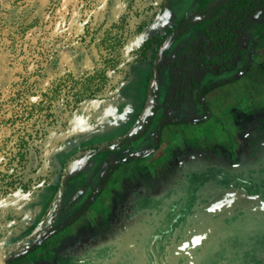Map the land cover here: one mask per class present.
<instances>
[{
  "label": "rangeland",
  "instance_id": "rangeland-1",
  "mask_svg": "<svg viewBox=\"0 0 264 264\" xmlns=\"http://www.w3.org/2000/svg\"><path fill=\"white\" fill-rule=\"evenodd\" d=\"M24 1L35 0H0V100L2 96L10 100L5 105L0 104V168L12 174L7 178L14 181L9 189L15 193L25 191L22 198L0 196V253H6L9 261L17 264H29L40 252L50 251L55 243L51 237L56 228L74 216L89 198L112 192L129 193L131 187L141 182L134 178L136 173L146 175L154 183L168 167L172 171L176 164L173 161L180 159L169 152L168 134L181 132L178 131L181 127H168L170 131L166 130L163 135V126L158 127L160 119L176 117L167 110L173 106L172 102L183 99L194 102L197 91L209 81L230 78L227 72L225 74L229 69L214 72L201 55L206 53L208 57L220 51L213 48L214 44L202 32L199 23L207 17L214 23L218 19L223 22L226 10L216 15L212 11L222 0H200L198 7L190 9L188 6L172 9L171 0H36L39 8L52 1L64 8L80 3L87 5L73 27V37L70 33L63 37L69 49L63 48L64 44L53 54L55 75L68 79L71 85L70 75L76 78L88 68L103 65L101 37L116 34L123 46L117 51L119 59L113 62L107 86L124 82L120 90L108 98H86L82 94H68L66 90L55 92L51 79L33 84L35 74H31L30 68L36 63H25L18 40L13 38L15 27L11 18L7 19L10 9ZM250 7V12H255L245 16L243 34L238 37L240 49L244 46L247 53L254 48L252 37L259 31L264 32V0H255ZM73 9L77 11L76 6ZM232 15L233 19L238 17L235 13ZM83 34L84 39L79 40L78 36ZM152 36L162 40L147 48L142 61L123 62L137 57L129 55L130 48ZM32 84L34 86L27 90ZM42 91H48V96L42 95ZM180 113L196 120L199 109L188 105ZM186 129L182 133H185L187 145L193 148L195 132L192 134L190 128ZM129 133L134 137L139 133L149 135L134 148L128 144L121 146L120 141ZM153 143H165L162 146L168 147H158L149 161L146 152ZM225 154L226 157L219 156L217 163L228 161L249 180L244 184L238 182L244 188L235 185L236 188L223 189L214 195L205 210L199 209L195 215L187 217L185 221L190 224L185 225L184 235H177V225L164 236L162 245L165 239L169 240L164 247L156 242L158 244L151 248L142 242L151 235L160 238L161 225L166 223L164 217L152 220L121 215L120 224L119 210L114 208L115 216L106 218L120 224L123 231L113 224L110 236L113 235V239L122 236L132 246L114 249L112 258L102 259L101 264H193L201 250L195 246L196 236L205 235L216 223L223 225V216L232 207L234 215L227 218L233 223L223 228V234L219 231L207 233L213 234L218 251L208 253L202 262L210 264L218 259L217 256L232 253L233 258L251 264L248 261L252 259V249L256 251V246L264 241V138L251 134L237 136ZM143 155L147 158L135 164ZM120 156L128 160L114 170ZM173 170H176L174 177L182 178L178 169ZM104 174L108 177L101 181ZM154 191L159 193L161 189ZM72 205L76 206L66 216V210ZM104 210L112 213L106 205ZM259 251L256 257L264 255L263 248ZM60 257L65 260V256ZM42 261L55 264L43 258Z\"/></svg>",
  "mask_w": 264,
  "mask_h": 264
},
{
  "label": "crops",
  "instance_id": "crops-1",
  "mask_svg": "<svg viewBox=\"0 0 264 264\" xmlns=\"http://www.w3.org/2000/svg\"><path fill=\"white\" fill-rule=\"evenodd\" d=\"M170 4L172 9H180L184 6H188L187 8L190 9L198 7L200 0H171ZM252 41L253 50L247 53L248 49L242 46L241 53L239 52L234 59V66L225 71V74H230L226 75L230 78L222 80L220 84L212 87L208 92L202 93L200 101L197 100L195 95L194 102L183 99L172 102L173 106L167 108L176 117L189 119V117L182 115L183 111L180 112L186 106L194 105L195 108L199 109L197 119H189L194 122L161 124L162 119H160L158 127L163 126L161 131L163 135L166 130L170 131L168 127H181L178 128V131L181 132L168 135L171 140L169 152L173 155L176 154V159H180L178 162L172 160L176 163L172 167L178 169L182 178L174 177L176 170L172 169L171 171L169 167L158 175L157 182L154 183L146 175L136 173L134 178L141 182L131 187L129 193L124 191L120 193L112 192L102 196L97 194L94 199L89 198L84 203L85 206L83 205L74 216L66 220L59 229L56 228L51 237V240L55 243L52 244L50 251L40 252L36 257L34 256L29 260L31 261L29 264H45L42 258L46 259L48 263L55 262V264H101L102 259L108 260V256L111 259V251L114 249L126 247L127 245L128 247L132 246L127 243L128 241L123 240L124 237L122 236H115L114 239L112 238L113 235L110 236L113 224L115 228H119L121 232L123 231L120 226L123 215H125V218L129 216L133 218L149 217L152 220H156L158 216L164 217L166 223L161 225L160 238H153L151 235L147 240L142 241L151 248L158 244L156 242L164 247L169 242L168 239H165V243L162 245L164 236L173 231L177 225V235H184L185 225L190 224L185 221L187 217L195 215V212L199 209L201 211L205 210L214 199V195L223 192L221 191L223 189L229 191L231 188H236L235 185H239L241 189L244 188L238 182L244 184L249 180L242 177L237 169L228 164V161L217 163V159L221 154L227 156L225 153L228 152L231 141H235L237 136L251 134L252 136H262L264 138V74H260L264 72V37ZM247 62L249 66L245 70ZM186 128H190L192 134L195 132L196 139L194 145H192L193 148L187 145L185 133H182V130H187ZM131 133L125 136L126 143L121 146L128 144L127 146L134 148L136 144L143 142L142 138H147L149 135V133L144 135L139 133L134 137ZM145 140L146 145L147 141ZM162 145L166 144H151L152 148L146 152L149 161L150 156L154 155L159 148L168 147ZM147 157L137 159L135 164H140L139 161L145 160ZM119 159L116 160L117 165H114V170L118 168V165L127 162L128 157L120 156ZM145 163L148 164V162ZM170 174L172 176H169ZM106 177H108V174H104L101 181ZM156 189H161V191L157 193L154 191ZM259 195L262 198L263 195ZM104 205L108 207V210H112V213L105 211ZM75 206L72 205L66 210V216L71 214L72 208H75ZM114 208L119 210L117 216H120V224L112 223L111 220L106 218V216H115H113ZM232 209L233 207L229 213H225L223 216L225 219L223 225L216 223L208 229L207 233L214 234L215 231H219L222 235L223 228L233 223V220L228 222L227 218L234 215ZM207 233L203 236H196L198 241L195 246L201 250L199 256L194 259L193 264H206L207 262H202V260L207 257V254L218 251L217 242L212 238L213 234ZM162 236L163 238H161ZM135 242L137 243V241ZM256 247V251L252 249V259L250 258L251 260L248 262L251 264H264V255L256 257L257 254L261 253L259 250L264 249V241ZM60 256H65L64 259L68 262ZM232 256V253L231 255L224 253L222 256H217V260L213 259L210 264H239L241 262ZM114 260L116 262L115 256ZM121 260L122 258L118 259V262H121ZM255 260H258V262ZM7 264L17 263H11L8 259ZM241 264L247 263L241 262Z\"/></svg>",
  "mask_w": 264,
  "mask_h": 264
},
{
  "label": "flooded vegetation",
  "instance_id": "flooded-vegetation-1",
  "mask_svg": "<svg viewBox=\"0 0 264 264\" xmlns=\"http://www.w3.org/2000/svg\"><path fill=\"white\" fill-rule=\"evenodd\" d=\"M58 4L53 3L52 1L51 3H48L47 5H44L39 8L36 6V0L34 2L24 1L22 4L15 5L14 8L10 9V14L7 15V19L11 18L10 21L15 27L16 33H14L13 38L18 40V49L22 52L25 63H31L33 61L34 63H36L35 67L30 68V70H32L31 74H35L33 84H40L42 79H51L53 82L52 85L54 86L52 90L55 92H61L62 90H66L65 92L68 94L73 93L77 96H80L82 94L81 96L86 98H108L114 96L120 90L122 86L121 84L124 82L123 80L122 82L120 81V83H118L117 85H111L109 87L107 86L110 76L109 71L112 68L114 69L113 62L119 59L120 54H117V51L118 49L120 50V47L123 46L121 44V46H118L117 49L113 47L116 43L115 40H117L116 34H107L106 37H101L102 53L100 54V58L103 65L98 64L95 65L93 68H88L85 70V72H83L76 78L74 76L71 77L70 75L69 81L72 80L71 85L68 84V79H61L60 75H55L54 71L56 62L54 61L53 54L56 53L55 50H60V48H62V45L65 44L63 41L65 40L64 38H66L68 33H70L73 37V27H75L81 15L84 14V11L87 6L84 3L76 4L75 6L77 11H73V7H75L74 5L70 6L69 8H64L63 5L59 2ZM63 17L64 19H62ZM35 18L37 19L36 21L38 24H36V26L31 27L30 30L29 28L27 29V26L30 25V23H32ZM25 29L26 31H24ZM34 31H36V37L33 40V43H35L37 49L36 53L33 52V48H28L30 47L29 45L32 44H30V42L28 41L29 34H31V32L33 33ZM8 36H10V34ZM78 37L79 40H83L84 34ZM113 37H116V39H114ZM66 44L63 46V48L69 49L68 43ZM52 48H54L53 52ZM131 49L132 48H130L129 50V55L133 56L130 52L132 51ZM124 61L125 63H130L142 60H135L134 57L133 59H124L123 62ZM33 84L27 90L33 87ZM74 88L79 90L81 94H76V91H73ZM89 90H93L95 96H88ZM41 93L42 95L48 96V91L46 93L42 91ZM8 101H10L8 97L6 98L5 96H2L0 104L5 105ZM36 106L38 110L41 109L40 103ZM1 176H3V178H0L2 182H11L10 180H7V178H11L12 174L6 172L2 168H0V177ZM11 192V194H5L2 195V197H25V191H17L15 193L11 190ZM6 255V253H0V263L2 256L5 257L7 263V260L9 258H7Z\"/></svg>",
  "mask_w": 264,
  "mask_h": 264
},
{
  "label": "trees",
  "instance_id": "trees-1",
  "mask_svg": "<svg viewBox=\"0 0 264 264\" xmlns=\"http://www.w3.org/2000/svg\"><path fill=\"white\" fill-rule=\"evenodd\" d=\"M252 2H255V0L254 1L252 0H222L213 6L212 11L216 15V13H220L226 10L225 12L227 13V16L225 17L223 22H221L218 19L214 23L212 22L211 18L207 17L205 18L204 22L199 23V27H201L200 29L202 30V32L206 34L207 37L211 39L210 41H212V43L214 44L213 48H218L220 50L218 54H211L208 57L206 53L201 54L203 57V60L205 61V64L207 65L208 68H210V70L214 72H220L223 70L230 69L234 66L233 59L241 51L240 45L238 42V37L242 34V22L243 20H245V16L247 14L255 12L254 10L250 12L251 10L250 6ZM233 13L238 15L236 19H233V15H232ZM36 20L37 19L35 18L33 22L27 26V29L29 28L30 30L31 27L36 26V24H38ZM24 31H26V29ZM35 35H36V31H34L33 33L31 32V34H29V39H28L30 44L32 43L31 45H29L30 47L28 48H31V49L33 48L34 53L37 52L35 43H33V40L36 37ZM260 37H264V32H260V31L257 32L252 42H254L256 38H260ZM113 38L116 39V37H113ZM161 40L162 38L160 37L152 36L150 38L145 39L136 48H132L131 49L132 51L130 52L132 53V55L137 56L135 57V60H142L143 58H145L147 54V48L151 46L153 42H161ZM115 41L116 43L113 47L117 49L118 46H121V43H120L121 40L117 38V40ZM248 66L249 64L247 62L245 65V70L248 68ZM221 82L222 80L215 81L213 83L209 81V83L202 86L196 93L197 100L200 101L202 93L208 92L212 87L216 86L217 84H220ZM194 84L196 85V82ZM76 92H77L76 94L78 93L81 94L79 90H77ZM88 94H89L88 96H95V93L93 90H89ZM204 108L207 112V108L205 107V105H204ZM192 122L194 121H191L186 118H181V117H170V118L161 120V124H178V123H192ZM126 140L127 139L124 138L123 140H121L120 144L123 145L124 143H126ZM0 178H3V176H1ZM12 182L13 181L2 182L0 179V196L12 193L11 190L8 189V186L13 184ZM61 193H62V189H60L58 193L59 196L61 195ZM59 228L60 227H58V229Z\"/></svg>",
  "mask_w": 264,
  "mask_h": 264
},
{
  "label": "water",
  "instance_id": "water-1",
  "mask_svg": "<svg viewBox=\"0 0 264 264\" xmlns=\"http://www.w3.org/2000/svg\"><path fill=\"white\" fill-rule=\"evenodd\" d=\"M1 264H7L4 256L1 257Z\"/></svg>",
  "mask_w": 264,
  "mask_h": 264
},
{
  "label": "snow or ice",
  "instance_id": "snow-or-ice-1",
  "mask_svg": "<svg viewBox=\"0 0 264 264\" xmlns=\"http://www.w3.org/2000/svg\"><path fill=\"white\" fill-rule=\"evenodd\" d=\"M217 207H219V205H217ZM197 241H198V239H197ZM197 241H196V242H197Z\"/></svg>",
  "mask_w": 264,
  "mask_h": 264
}]
</instances>
